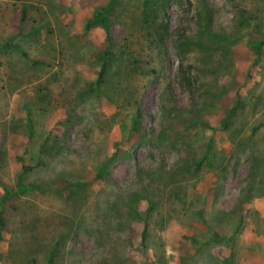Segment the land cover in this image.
I'll use <instances>...</instances> for the list:
<instances>
[{
  "label": "rangeland",
  "instance_id": "rangeland-1",
  "mask_svg": "<svg viewBox=\"0 0 264 264\" xmlns=\"http://www.w3.org/2000/svg\"><path fill=\"white\" fill-rule=\"evenodd\" d=\"M0 214V264H264V0H0Z\"/></svg>",
  "mask_w": 264,
  "mask_h": 264
},
{
  "label": "trees",
  "instance_id": "trees-1",
  "mask_svg": "<svg viewBox=\"0 0 264 264\" xmlns=\"http://www.w3.org/2000/svg\"><path fill=\"white\" fill-rule=\"evenodd\" d=\"M103 12H104V9H100V11H96V12L94 13L93 17L90 18V19L87 21V23H86L87 28H89L90 26H92V25L97 24L98 22H100V23L102 24V26L106 29V28H107V25H106V23H105V21H104V18H103ZM25 13H26L25 10H23V11H22V14H23L22 17L25 16ZM106 51H107V50H106ZM35 63H40V62H39V61H35ZM233 111H234V110L232 109V111H230V113L233 112ZM229 115H230V114H229ZM224 121H225V120H224ZM26 168H27V167H26ZM104 170H105L104 167L101 166V167L99 168V170L96 172L95 177H97V178L101 177V175L103 174ZM0 223H1V225H2L1 214H0ZM144 232H145V230H144ZM144 236H145V234H143L142 238H144Z\"/></svg>",
  "mask_w": 264,
  "mask_h": 264
}]
</instances>
